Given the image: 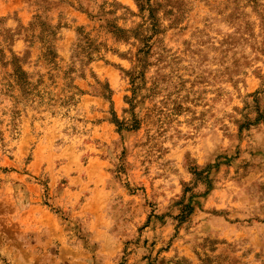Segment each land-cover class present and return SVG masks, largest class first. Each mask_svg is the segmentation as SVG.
<instances>
[{"label":"rangeland","instance_id":"374dc122","mask_svg":"<svg viewBox=\"0 0 264 264\" xmlns=\"http://www.w3.org/2000/svg\"><path fill=\"white\" fill-rule=\"evenodd\" d=\"M0 264H264V0H0Z\"/></svg>","mask_w":264,"mask_h":264}]
</instances>
